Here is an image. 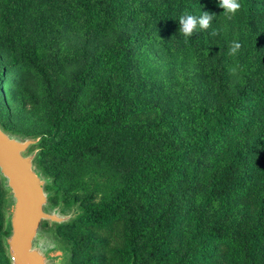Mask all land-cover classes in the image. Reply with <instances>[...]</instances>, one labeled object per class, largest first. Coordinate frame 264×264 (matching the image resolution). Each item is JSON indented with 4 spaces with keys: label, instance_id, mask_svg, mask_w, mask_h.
<instances>
[{
    "label": "trees",
    "instance_id": "obj_1",
    "mask_svg": "<svg viewBox=\"0 0 264 264\" xmlns=\"http://www.w3.org/2000/svg\"><path fill=\"white\" fill-rule=\"evenodd\" d=\"M135 2L39 0L38 6L60 23L77 13L89 37L108 33ZM239 2L230 19L218 0L145 3L141 31L94 55L64 100L47 87L51 119L35 165L52 180L47 190L84 207L71 226H57L75 232L74 253L83 264H264V0ZM4 3L6 24L22 23L31 9V0ZM204 11L216 16L210 27L180 35L179 17ZM239 19L254 36L256 68L253 80L231 95L226 36ZM147 27L158 34L148 37ZM150 39L169 55L192 53L202 62L207 50L213 53L219 104L177 99L174 109L162 108L157 91L132 72L134 56ZM20 48L21 62L0 67V91L39 105L25 89L26 77L34 69L49 86L47 69L35 50ZM87 81L97 87L83 104ZM6 98L0 93L5 131L12 129ZM3 229L0 210V264H10Z\"/></svg>",
    "mask_w": 264,
    "mask_h": 264
},
{
    "label": "rangeland",
    "instance_id": "obj_2",
    "mask_svg": "<svg viewBox=\"0 0 264 264\" xmlns=\"http://www.w3.org/2000/svg\"><path fill=\"white\" fill-rule=\"evenodd\" d=\"M39 0H31V9L22 23L10 18L6 24L1 16L5 11L4 0H0V67L7 68L13 58L21 62L20 45L35 50L41 63L46 67L49 86L41 77L30 69L26 77L25 89L31 96L40 100L39 105H33L27 98L9 96L8 90L2 89L1 95H7L6 103L10 110L11 130L6 131L19 140L42 137L51 119V108L47 98V87L56 100H64L70 89L79 81L86 63L96 54L108 50L119 40L137 34L143 28L146 18L145 3L160 6L161 0H136L130 10L117 15L111 30L104 35L92 34L86 37L83 20L73 14L71 20L60 23L59 19L47 10L38 6ZM133 12V15L129 13ZM148 37L158 33L153 28H146ZM227 33L228 44L237 41L241 44L238 54L230 56L228 75L230 94L247 81H252L255 75L256 61L254 36L249 31L243 19L229 23ZM162 37L161 34L157 38ZM217 59L208 50L203 54L202 62L192 53L169 55L162 50L153 39L134 56L132 72L146 80L148 87L157 91L160 105L164 109H174L177 99L189 105H207L215 107L223 96L219 94V79L216 75ZM157 85L160 89H157ZM96 85L87 81L82 103L86 104L96 90ZM36 148H33L35 150ZM0 177V210L5 212L8 192L4 189ZM52 193L54 202H50L45 211L58 210L61 216L75 214L69 221L74 223L82 214L84 207L80 201L68 199L55 189ZM55 191V193H53ZM81 230V233H84ZM75 232H59L57 225L43 222L38 230L37 239L46 247L51 248L52 264H83L75 256ZM3 236V233H2ZM1 247H4L1 239ZM5 254V251H4ZM6 256V255H5Z\"/></svg>",
    "mask_w": 264,
    "mask_h": 264
},
{
    "label": "water",
    "instance_id": "obj_3",
    "mask_svg": "<svg viewBox=\"0 0 264 264\" xmlns=\"http://www.w3.org/2000/svg\"><path fill=\"white\" fill-rule=\"evenodd\" d=\"M40 143L41 137L22 141L0 126V177L8 192L2 244L10 264H52V250L38 241V230L43 222L58 226L75 217L45 211L52 180L35 165Z\"/></svg>",
    "mask_w": 264,
    "mask_h": 264
},
{
    "label": "clouds",
    "instance_id": "obj_4",
    "mask_svg": "<svg viewBox=\"0 0 264 264\" xmlns=\"http://www.w3.org/2000/svg\"><path fill=\"white\" fill-rule=\"evenodd\" d=\"M219 7L224 11L223 13L230 19L232 15L236 14L242 7L239 0H218ZM214 13H209L207 11L201 12L200 15H192L188 13L182 14L179 21V32L185 38L191 37L194 32L199 28L200 30H207L212 21L215 18ZM217 33L213 32V35ZM241 44L237 41H232L229 45L228 54L230 56H235L238 54Z\"/></svg>",
    "mask_w": 264,
    "mask_h": 264
}]
</instances>
